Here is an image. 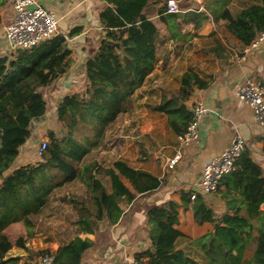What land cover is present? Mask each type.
I'll return each instance as SVG.
<instances>
[{
	"label": "trees",
	"instance_id": "1",
	"mask_svg": "<svg viewBox=\"0 0 264 264\" xmlns=\"http://www.w3.org/2000/svg\"><path fill=\"white\" fill-rule=\"evenodd\" d=\"M9 1L0 0V8ZM166 2L107 0L99 12L103 35L98 49L85 63L87 89L82 94H65L59 101L56 114L61 124L57 129L46 127L42 132L49 140L47 155L34 164L16 167L21 147L38 126L32 124L33 119L48 114L45 91L72 65L69 39L81 34L83 27L15 54L0 56V264H41L45 254L53 256L52 264L82 263L85 252L95 244L88 237L77 235L51 250L31 248L23 236L14 242L7 233L11 224L21 221L27 227L28 237L33 236V216L45 209L56 188L68 182L78 179L86 186L85 195L69 197L78 231L85 233L98 232L101 220L119 221L123 209L117 202L118 196L134 191L144 194L162 185L157 176L124 160H116L111 167L98 161H84L105 140L108 128L132 108L135 93L157 66L161 30L154 16L166 23L165 36L178 40L182 25L178 18L184 20L186 16L168 13ZM181 7L184 8L183 3ZM190 14L196 23L210 19L206 11ZM222 18L228 31L242 45H249L264 30V2L248 1L236 13L227 8ZM208 86L209 81L197 72L186 71L179 89H164L161 102L152 108L166 112L169 124L181 134L192 119L187 100L197 88ZM10 169L12 172L7 175ZM106 175L111 192L101 179ZM123 178L129 180L133 189ZM192 192L182 193L185 207L193 203L197 222L215 224L212 232L192 242L203 251V260L179 247L187 236L177 227L179 205L175 201L149 208L147 232L151 245L138 253L136 260L147 258L149 264H264V212L260 209L264 202V168L253 159L250 150L245 148L235 169L223 177L216 191L223 195L235 193L242 200L234 214L227 211L217 216L204 195L192 199ZM234 200L232 197L231 201ZM253 242V255L247 258ZM14 247L24 248L25 258L14 254Z\"/></svg>",
	"mask_w": 264,
	"mask_h": 264
},
{
	"label": "crops",
	"instance_id": "2",
	"mask_svg": "<svg viewBox=\"0 0 264 264\" xmlns=\"http://www.w3.org/2000/svg\"><path fill=\"white\" fill-rule=\"evenodd\" d=\"M40 1L58 16L61 34L69 35L71 29L78 26L83 27L81 34L69 39L70 57L72 59L69 71L55 79L48 88V92L45 91V98L49 102V111L56 114L57 105L65 94H82L87 89L85 63L99 45V43L97 46L91 44L90 41L93 40L94 43L96 36L92 37L89 32L92 29H98L100 30L98 37H102L99 12L107 1ZM248 1L264 2V0H202L201 2L189 0V2H183L184 8L179 13L186 16V19L178 18L182 21V25L177 41L170 36H165L166 23L162 22L158 16H154L161 30L157 66L149 74L143 86L135 93L132 108L121 114L113 123H120L117 131L118 157L113 163L119 159L127 161L130 166L143 169L157 176L162 180V185L152 192L140 194L133 190L131 195L118 196L117 202L123 209L122 216L115 223L101 220L99 222L100 228L96 233L79 232L72 214L73 205L69 197L70 195H81L74 188L76 185L85 184L76 179L56 188L51 196L56 194L61 197H57L55 207L58 209L62 204H65L69 207L72 216L71 220L61 216L57 219L59 222L57 227L61 228L58 231L59 236L65 237L69 233L67 229L75 228L71 239L79 235L82 238L88 237L95 242L85 252L81 264H135L136 255L151 245L147 232L149 208L169 201L178 203L179 223L177 227L187 236L181 240L179 247L185 248L192 255L203 260V251L193 245L192 242L212 232L215 229V224L207 221L197 222L192 208L193 203L189 207H185L182 193L194 191L197 188L204 165L212 157L220 154L237 135L244 137L246 148L250 150L253 159L264 168V129L257 122L252 108L240 100L236 94L239 85L243 83L246 77H256L264 83V43L250 53H243L245 45H242L228 31L226 22L222 18L227 8L236 13L247 6ZM191 11H206L210 19L196 23L190 14ZM13 12L12 0L0 8L2 17L0 23V56L9 55L4 26ZM189 70L195 71L207 79L209 86L204 89L197 88L191 98L187 100V107L191 110L197 101H203L209 106L210 112L204 118V123L200 125L199 141L186 144L179 140V133L169 124L168 114L155 110L152 106L161 102L164 89H179L182 75ZM54 118L58 120L57 114ZM48 122L49 119H46L33 128V135L20 149L16 167L40 161L35 155L37 143L34 135L37 134L39 140L44 138L42 132L46 127H50L46 125ZM56 124L55 126H58L61 123L58 121ZM111 126L106 132L104 142H106L111 131ZM102 145L99 149H104ZM107 145L110 149V144L107 143ZM102 151L106 152V148ZM178 153H180V158L174 166H170V160L176 157ZM93 161H98L104 167L113 165V163L107 165L98 158L91 162ZM11 172L10 169L6 174ZM123 181L133 189L128 179L123 178ZM103 183L107 191L111 192L110 181L108 183L103 181ZM70 184L72 185L70 186ZM62 189L64 191L61 193ZM70 190L71 193H69ZM224 194L226 193L224 192ZM232 197L236 198L234 202L231 201ZM205 199L217 216H222L227 211L234 214L243 203L235 193L223 195L216 192L205 196ZM229 204H231L230 209ZM48 205L41 213L33 216V221L35 216H42L46 212ZM243 212L247 214L245 209ZM44 221V223H50L49 216L45 217ZM19 224H23L27 228L25 223L21 221L11 224L9 228ZM256 234L257 232H255ZM35 236L34 231L33 236L24 237L26 243L28 238ZM13 241L15 242V240ZM46 242L47 245L43 248L56 250L61 246L56 241L51 242L52 245L48 244L50 240ZM254 246V242L250 244L246 253L247 258L253 255ZM26 254L27 252H22L16 255L25 258Z\"/></svg>",
	"mask_w": 264,
	"mask_h": 264
},
{
	"label": "built area",
	"instance_id": "3",
	"mask_svg": "<svg viewBox=\"0 0 264 264\" xmlns=\"http://www.w3.org/2000/svg\"><path fill=\"white\" fill-rule=\"evenodd\" d=\"M105 2L107 0H95ZM185 0H167L166 11L179 13L182 11L181 3ZM202 1V0H198ZM13 14L4 26L5 41L9 54H15L20 49H29L38 43L61 34L59 18L54 11L47 8L40 0H12ZM264 43V30L260 31L255 39L246 45L243 53L247 54L258 49ZM237 97L247 103L253 110L259 125L264 129V83L256 77H246L236 91ZM192 119L185 132L179 134L182 143H193L200 139V125L209 114L210 108L203 101H197L192 109ZM48 139L41 138L36 145L35 155L42 160L47 155ZM246 148L244 137L237 135L223 149L204 165L197 188L192 192L191 198L198 194L211 195L218 190L223 177L235 169L236 161ZM180 158V153L170 160L169 165L174 166ZM264 212V202L260 207ZM53 256L45 254L41 257V264H52ZM135 264H149L147 258Z\"/></svg>",
	"mask_w": 264,
	"mask_h": 264
},
{
	"label": "rangeland",
	"instance_id": "4",
	"mask_svg": "<svg viewBox=\"0 0 264 264\" xmlns=\"http://www.w3.org/2000/svg\"><path fill=\"white\" fill-rule=\"evenodd\" d=\"M89 33L92 37L94 35L96 36L95 42L93 43V40H91L90 42L93 46H97V44L99 43V38H100V37H98L100 30L92 29V30H90ZM48 115H49V118H47V119H49V122L46 125L50 126V127L54 126L57 129L58 126H60V125L55 126V125H57L56 123H58V120H56L54 118V116L56 114H54V112L49 111ZM119 127H120L119 122L112 124L111 131L109 132V134L107 136L106 142L103 141L101 143V145L103 143L104 144L106 143L105 145L107 147L104 144L102 145L103 146L102 148H104V149L106 148V152L102 151L104 149H101V148L99 149V147L101 146L100 145L99 147H97L95 149V151L88 154L86 160L84 161V164L91 163L92 160L98 158L102 162H104L105 164L111 165L113 163V161L115 159H117V157H118V147H117L118 134H117V131H118ZM43 136H45V135H43ZM107 143L110 144V149H108L109 145H107ZM101 179H102V181L107 182V183L110 181L109 177H107V176H101ZM71 185L72 184H70V186ZM74 189L77 192H79L81 195H85V192H86V186L85 185H80V186L76 185ZM63 191L64 190L62 189V191H60V192L62 193ZM69 193H71V190L69 191ZM57 197H61V196L60 195L57 196L56 194H53L51 196V202L48 205L46 212H44L42 214V216L38 215V216L34 217V222H35L34 231H35L36 236L34 238H28L27 239V243L31 248H34V249L43 248V247H45V245H47L46 241H48V240H50V242L48 243L50 245L53 244V243L51 244V242H53V241H56L58 244L62 245V244H65L67 241H69L71 239V237L73 236L75 228L67 229V230H69V233L67 235H65V237H60L58 234V231L61 228L57 227L58 223H59L57 221V219L61 218V217L62 218L67 217L68 220H71L72 216L69 212V207L65 206V204H62L59 207L60 209L59 208L57 209V207H55V203L58 200ZM47 216H49V218H50V223H44L45 222L44 218ZM7 233L9 234L10 238L15 240V241L20 236L27 237V235H28L27 228H25V226H23V224H19L18 226L10 227L8 229ZM22 252L26 253V250H24L23 248H19V247H14V249H13L14 254H20ZM248 254L250 255L251 252Z\"/></svg>",
	"mask_w": 264,
	"mask_h": 264
},
{
	"label": "water",
	"instance_id": "5",
	"mask_svg": "<svg viewBox=\"0 0 264 264\" xmlns=\"http://www.w3.org/2000/svg\"><path fill=\"white\" fill-rule=\"evenodd\" d=\"M47 118H48L47 115H43L42 117L35 118V119H33L32 124H33V125H40V124H41L43 121H45ZM202 123H204V119L202 120ZM34 137H35V141H36V143H38V142H39V137L37 136V134H35ZM0 183H1V178H0Z\"/></svg>",
	"mask_w": 264,
	"mask_h": 264
}]
</instances>
